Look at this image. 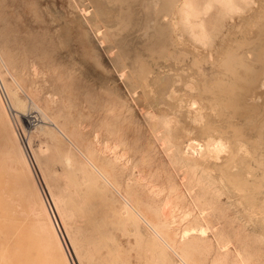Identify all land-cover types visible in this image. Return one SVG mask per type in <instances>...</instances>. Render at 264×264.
Instances as JSON below:
<instances>
[{"label": "rangeland", "instance_id": "rangeland-1", "mask_svg": "<svg viewBox=\"0 0 264 264\" xmlns=\"http://www.w3.org/2000/svg\"><path fill=\"white\" fill-rule=\"evenodd\" d=\"M242 1L237 2L238 5L242 4L236 9L229 10L228 7L219 5L217 2L192 0L195 6H199L198 9L204 10L203 20L206 21L209 37V46L207 44V47L200 48L202 65L199 63L192 67L201 70L205 78L202 81L208 82L209 88L212 89H208L205 94L212 95V98L217 96L219 87L223 83L225 89L236 86L237 91L236 88L233 90L239 94L244 90L248 91L246 88L249 89L248 83L243 82L247 76L245 68L246 73L237 66L238 69L234 70L236 73L232 74L237 76L234 78L227 74L224 68L213 64L219 58V54L223 55L221 49L240 46L241 50H239L242 51V54L245 52L244 55L246 58L248 57L247 61L250 60V63L254 58L251 51L257 50L258 57H260L264 50V43H262L264 26L256 25L254 17L258 8L262 6L263 0L262 2L261 0L259 2L258 0ZM247 6L249 7L247 8ZM261 9L263 11V7L259 9L258 18L264 17ZM82 10L83 12H81ZM93 10V4L89 0H0V80L4 88L8 86L7 88L12 89L11 91L15 90L19 99L25 103L26 107L22 112H11V114H14L13 118L17 121L24 147L30 144V149L35 151L40 166L36 165L32 156V161H29L31 167L28 161L27 163L25 161V164L29 167L28 170L35 183L36 180L38 181L39 186L36 183V190L40 201H44V207L48 204L46 209L48 213H51L49 214L50 218L54 220L58 231L60 230L61 240L62 238L65 240V242L62 240V243L67 255L69 254L70 263L264 264V227H260V221L264 226L262 216L264 205L259 203L264 199L261 197L264 195V169L256 166L260 163L264 168V140L258 139L260 142L257 141L253 131L247 128L255 125L260 120V116L256 122L253 120L251 122L247 114L240 120L232 119L230 124L236 127L231 132L235 133L236 131L237 133L238 130L240 133H237L238 137H241L242 140L233 139L234 143L231 141L230 145V140H224L227 148L231 150L230 153L234 152L232 155L235 154L237 160L244 158L239 160V163L248 164L246 165L248 167L245 166L241 170V173L244 172L242 173L244 180H247L244 175H248L247 182L252 180L256 184L259 182L260 185L262 184L260 189L251 190L252 188H249L248 192L245 190L242 192L236 191L235 188H227L226 183L224 181L222 183L220 181L222 179L216 177L215 169L206 166V161L219 165L221 158L227 156L226 152L219 155L221 156L220 160L212 159L210 161L211 159H208L199 162L198 165L190 160L187 163L183 162L180 157L181 150L187 151L195 158L193 149L189 147L190 142L187 141L189 138H194L200 144L206 143L208 139H216L217 134L212 133L210 136L201 134L198 128H202L208 122L224 121L218 117L220 108L206 103L208 101L205 99L207 105L204 104V101L202 103L195 100L191 111L189 108H187L188 112L184 109L179 110L180 112L176 111L174 115L169 116V123L163 127L155 126L149 122L145 115L147 111L153 112V110L142 109L145 98L141 90H132L129 88V84L118 76L120 72L116 61H114L115 58H113L115 54L112 53L113 51H108L109 45L106 42H102L104 41L102 36L104 28L99 24L96 27L97 30L95 26L98 24L89 21ZM85 11L88 12V16ZM240 43L242 46L239 45ZM104 44H107V47ZM258 45H263V48L258 50ZM205 49L213 50V52L210 51L209 55V50ZM215 55L214 58L218 56L217 59L213 58ZM154 56L153 58H157ZM252 67L257 69L256 65H252ZM239 69H242V72ZM6 72L9 74L7 75ZM241 84L243 85L241 86ZM192 87L191 85L190 89ZM245 93H242L241 96L243 94L247 96V92ZM250 93L252 92L250 91ZM31 98L38 100L43 114L31 105ZM44 100L48 101V107L45 106ZM263 102L264 98H262L260 107L263 106ZM204 105L205 107H202ZM207 106L210 109L206 108ZM39 112L42 117L46 116L48 120L44 117V122ZM181 112L182 114L186 113V116L180 114ZM236 120L238 121L236 122ZM48 121L65 129L66 135L61 136L51 128V123ZM178 127L179 131L183 130L181 134L177 130L176 136L174 133L170 134L173 132V128L178 129ZM240 127L241 129H239ZM13 129L15 128L13 127ZM190 131L191 133H189ZM51 133L54 136H51ZM95 135H97L100 145L101 142H106L109 146L116 144L117 151L123 153L126 168L123 169L119 164L117 168H114V174L116 182L120 186L121 195H124L125 190L129 196L135 198L131 192L137 191L139 197L137 195L138 199H135L141 204H134V208L139 211L141 209L150 218L146 209L154 210V207L167 201L170 202L168 210H171L173 218H169L168 221L170 230L173 231L172 237L160 234L161 239H158L150 229L151 227L158 233V229L166 226L165 222L152 219L142 221L129 217L125 209L122 208L124 206L122 197L111 190L90 167L91 164L96 166L95 163H98L99 155L92 152L94 146L101 149V146L95 145ZM155 136L160 139V142L155 141ZM161 143L162 145H160ZM179 143L182 147L179 146ZM256 146L260 150H255ZM0 147L6 150L5 140L1 133ZM21 153L24 160H27L24 153L22 151ZM110 156L108 154L107 158L111 159ZM249 161L252 170L249 169ZM18 167L16 166V168ZM256 168L257 170H254ZM233 170L235 171V169ZM249 171L252 174L255 173L253 179L252 174L248 173ZM15 172L18 171L15 170ZM41 173L44 174L42 177ZM43 177L47 178L45 180L56 198L60 213H62L61 216L63 215L61 219L56 213L49 193H47ZM168 179H170L169 182ZM260 180H263V183ZM126 185H129L131 190H127ZM10 186L12 188L11 196L3 189L0 190V199L9 208L8 214L0 211V222L9 221L10 224L15 222L16 225L26 226L36 221L39 226L44 227L43 216L39 212L28 211V205L31 206V203L27 202L26 204V192L19 193L20 184L12 181ZM172 187H177L178 191L184 195L185 201L182 205L177 203L175 196L177 194L174 195ZM38 189H41L42 192ZM228 190L230 194L236 192L235 195L238 196L229 200L225 194L229 192ZM252 191L254 197L250 195ZM247 193L252 198L248 195L246 197ZM203 218L205 224L202 223ZM200 228L203 234L199 233ZM182 230H188L191 235L189 238H195L185 247L181 245ZM190 231H195L196 235L191 234ZM16 237L17 231L14 228L10 229L6 238L8 246L12 249L16 245ZM68 242L70 243L68 244ZM73 252L77 255L75 254V256ZM50 254L53 261L57 262L58 255L53 245L50 247ZM34 256L36 258V255Z\"/></svg>", "mask_w": 264, "mask_h": 264}, {"label": "bare ground", "instance_id": "bare-ground-1", "mask_svg": "<svg viewBox=\"0 0 264 264\" xmlns=\"http://www.w3.org/2000/svg\"><path fill=\"white\" fill-rule=\"evenodd\" d=\"M89 1H91V3L93 4V9H94L92 11L93 12L92 16L89 18V21L92 23L98 24L95 26V29H97V30H98V28H96V27H98L99 24L101 25L102 28H104L103 29L104 34L102 33L103 30L101 29L102 30L101 33H102L103 40H104L102 42H106L109 45V47L106 46L107 44L106 45L104 44V45L107 47L108 51H113L112 53L115 54V56H113V58H115L114 61H116L117 65H118V69H119L118 71L120 72V74L118 76L120 77L121 80H125L129 84V88H131L132 90H136V89L139 90L140 89L143 97L145 98V101L143 100L144 105H142V107H143L142 109H145V110L151 109L154 112V113L148 112V111L146 112L147 114L145 116H147L146 119L148 118L149 122H152L153 125H155V126L163 127L164 125H167L169 123V121H170L169 116L174 115L176 111L180 112L179 110L184 109L185 111L188 112L187 108H189L191 111V107L195 105V100H199L202 102L205 99L206 101H208V102L204 101L205 105H207L206 103H208L210 105H213V106L215 105V107L217 106L218 108H220V110L218 109L219 114H218V112H216V111L215 112L219 115L218 117L220 119H223L224 121H221V122L219 121L220 124H219V122H217V123L208 122L207 124H205V126H202V128L201 127L198 128V129H200L199 133H201V134L202 133H204L205 135L209 134V136L212 133L217 134L216 139L215 138L210 139V140L208 139V141L206 143L200 144L194 138H192V139L189 138V140H187V141L190 142L189 147L193 149V154H195L194 155L195 158L193 157V155H190L187 151L181 150L180 157H181L182 161L187 163L188 160H190V161H193L196 165H198L199 162H204L205 160H208V159H211L210 161H212V159L220 160L221 156H219V155L223 152H226L227 156L223 159L221 158V163L219 165H216L215 163L211 164L212 162L210 163L209 161L208 162L206 161V163H207L206 166L208 168H212L213 170L215 169V171L217 173L216 177H218V179L219 178L222 179L220 181L221 182L224 181L226 183L227 188L228 187L235 188L236 191L239 190L242 192L244 190H245V192L246 191L248 192L249 188H252L251 190L258 189V188L260 189L262 184L260 185L259 182L256 181L257 184L255 182H253V180L250 181L249 183L247 182V180H248L247 176L248 175H244L247 179V180H244L243 175H242V173H244V172L241 173V170L243 169V167H245L248 164L245 163L246 161L244 162L246 165H242L241 163H239V160H241L242 158L237 160L236 157L234 156L235 154L232 155L234 153L233 150H232L233 153L231 154L230 153L231 150H229L227 148V146L224 143V140H226V141L230 140L229 141V145H230V142L233 139H238V140L241 139V137H238V134H237V133H239L238 130H237V133H236V131H235V133L231 132V130L232 129L234 130L236 126L233 127V125H231L230 123L232 122V119L237 118L238 120H240L241 118H245L246 114L248 115L251 122H252V120L256 122L258 117L260 116V120L258 122H256L255 125H252V127H247V128H250L249 130L253 131V133L255 134V138L257 137V141H259V140L263 141L264 140V102H263V106H262L263 109H262V107L259 106L260 103L262 102V98H264V50L262 49L263 52H262V55L260 57H258L257 50L250 52L254 56L253 60L251 61L252 63L249 62L250 60L247 61L248 57L246 58V56L244 55L245 52L242 54V51H240L241 49L239 48L240 46L239 47L234 46L232 48L231 47L227 48L229 50H227L226 48H223V50L221 49L223 55L220 56V54H219V58L217 56L218 59L214 58V57H216V55L213 56L214 59H217L216 61L213 62V64L218 66V67L224 68L225 72L229 75L234 74V72L236 73V71H234V70L236 68L238 69V67H241L243 69V71H245L244 70V68H245L247 70V76H246V80L244 79L243 82L245 83V81H246V83H248L249 89L246 88V90H248V91L244 90L243 92L240 89V91L244 94H246L245 92H247V96H248V93H250V91L252 93H250V96H248L249 98L247 96H245L244 94L241 96L242 93H240V94L236 93L235 90H233L234 87H232V86L229 87V89H225V87L223 85L224 83L222 84L220 81V84H222V85H221V87H219V92H218L217 96H215V98H212V95L210 96L209 93H208L209 96L206 95L208 92V89H210V88L208 86L209 84H207L208 82L206 83V82L202 81V79L204 77L202 75L201 70H198L197 68L192 67V65H196L199 63L202 65L203 60L201 59L202 57H201V49L200 48H202L204 46L207 47V44L209 42L208 29L206 27V21L203 20V16L205 14L203 12L204 10L202 11V10L198 9L199 6L198 5L195 6L193 3L194 1L193 2H192V0H89ZM209 1H210V3L211 2H217V4H219V5H224L225 7H228L229 10L230 9L231 10L236 9L237 6L242 4V3H240L239 5L237 4V2L240 0H209ZM258 2H259V0H258ZM261 2H262V0H261ZM245 3L246 2H244V4ZM195 4H197V3H195ZM248 7L249 6H247V8ZM261 7H263V11H262V9H261V11L263 12V15H264V0H263ZM245 8H246V6H245ZM260 8H258V12H256L254 10L256 13H255V15L254 14L253 15L256 18L255 19L257 22L256 25L260 24L261 26H264V17L262 15H261L262 16L261 18L257 17V15L259 14ZM251 10H249V11H251ZM254 11H251V12H254ZM81 12H83V10ZM236 12H237V10H236ZM87 13L88 12H86L85 14L88 16L89 14H87ZM241 13H242V11H241ZM86 15L84 17H86ZM90 15H91V13H90ZM250 16H252V15H250ZM243 18H241V19L243 20ZM245 19L247 20V17ZM248 21L249 20H247V22ZM245 24H246V22H245ZM263 35H264V33H263ZM97 37H98V35H97ZM229 38H230V36H229ZM212 42H213V40H212ZM262 43H264V40L262 41ZM99 44L102 45L101 43H99ZM222 44H223V41H222ZM241 44L242 43H240L239 45H241ZM208 46H209V44H208ZM262 46L263 45H261V46L258 45L257 49L259 50ZM208 48H211V47H208ZM203 49H202V51H203ZM213 49H215V48H213ZM205 50H209V49H205ZM210 51L211 50L208 51L209 55H210ZM211 52H213V50ZM246 54H248V53H246ZM259 54H260V51H259ZM154 55L157 56V58H153ZM209 57H212V56H209ZM214 59H212V60H214ZM190 60H191V62H189ZM252 65H256L257 69H254L255 67H252ZM212 67H215V66H212ZM3 68H5V66ZM242 69L241 70L239 69V70L242 72ZM6 71H7V69H6ZM220 72H222V71H220ZM6 73H7V75L9 74L8 72H6ZM244 73H246V71ZM222 75H224V74H222ZM232 76H234V75H232ZM236 77L237 76H234V78H236ZM240 81H241V79H240ZM0 82H1V80H0ZM191 85L193 86L192 89H190ZM242 85L243 84H241V86ZM7 87L4 88V86L2 85V82L0 83V133L4 137L5 149H6V150H4L3 147H0V158H1V160H0V190L3 189L9 196H11L12 195V190H11L12 188H10L11 187L10 182H12V181L18 182L20 184V188H19L20 192L19 193L23 194L24 192H26L27 193V196L25 199L26 204H27V202L31 203V206L28 205V211L32 212V213L39 212L44 218L45 225H44V227L39 226L38 222H36V221L31 222L30 224H28L26 226L16 225L15 222L10 224L9 221L0 222V264H56V263L57 264H71L70 260L68 258L69 254L67 255V253L64 249L63 243H62L63 238L61 240V237L59 234L60 230L58 231V228L56 227L54 220L52 218H50L49 214H51V213H48V211L46 209L48 204L46 203L47 205H46V207H44L45 206V204L43 203L44 201L43 202L40 201V199H39L40 197H38L39 195L37 194L38 192L36 190V183L38 184V181L36 180V183H35L34 179H32V176L28 170L29 167L25 164V161H26V163L28 161L29 166H30L29 161H32L31 160V156H32L33 159L35 160L34 162L36 163V165L40 166L39 160L34 153L35 151L30 149V147H31V146H29L30 144L28 145L29 147L26 145L24 147V145H23L24 143L22 142V139L20 136L21 134L19 132L17 121L15 118H13L14 114L13 115L11 114V112H17V113L19 111L22 112L24 107H26L25 103H23V101H21V99H19V96L16 95L17 92L16 93L14 92L15 90L11 91L12 89L9 88L10 89L9 90ZM226 88H227V86H226ZM235 88H236V86H235ZM131 89H130V91H131ZM251 89H254V90H251ZM255 89H257V90L255 91ZM210 90H212V89H210ZM213 90H215V89H213ZM236 91H237V88H236ZM188 93H191V94H188ZM47 97H49V96H47ZM47 97H46V99H47ZM184 97H185V100H184ZM30 102H31V105H33L36 109H38L39 111L42 112V110L40 109V104H39L37 99L31 98ZM44 103H45V106H47V107L49 106V103L47 100H44ZM205 105L202 107H205ZM210 105H209V107H210ZM200 107H201V105H200ZM206 108H208V106ZM208 109H210V108H208ZM142 111H144V110H142ZM199 111H201V110L199 109ZM41 112H39L41 115L40 117L44 121V117L46 118V116L43 115L44 117H42L43 112H42V114H41ZM144 113H145V111H144ZM180 114H182V112ZM185 114L183 113L182 115H185ZM194 114H195V112H194ZM205 115H207V114H205ZM46 119L48 120V118H46ZM42 120H41V122H42ZM238 120H236V122ZM192 121H194V120H192ZM208 121H209V119H208ZM198 122H200V121H198ZM49 123H51V122H49ZM182 124H185V123H182ZM50 126H52L51 128L56 130V132H58L61 136L66 135L65 129H63L62 127H60V126L57 127V125L54 123H51ZM190 126H192V125H190ZM13 127L15 129H13ZM150 127L152 128L154 126H150ZM196 127H198V126H196ZM237 127H239V126H237ZM181 128H182V126H181ZM239 129H241V127ZM14 130H16V131H14ZM172 130H173V132L170 134H173V133L177 134L178 133L177 131H179V127H178V129L173 128ZM192 130H195V129H192ZM41 131H42V129H41ZM14 132H15L16 136H15ZM40 132H38V133H40ZM182 132H183V130L181 129V131H179V133L181 134ZM189 133H191V131ZM47 134H49V133L47 132ZM176 134H175V136H176ZM52 135L53 134L51 133V136ZM191 135H189V136H191ZM194 135H195V133H194ZM241 136H242V133H241ZM245 136H246V134H245ZM16 137H17L18 141H17ZM243 137H244V135H243ZM154 139H155V141L158 140L160 142V139L157 136H155ZM24 140H25V138H24ZM66 140H68V139H66ZM94 141H95L96 146L97 145L101 146V149L94 146V150L92 152L99 155V157L97 158L98 163H95L96 166L91 164L90 167H92L94 169L96 174H98L101 177V179L105 182L106 185H108V187L111 190H113L114 192H116L117 194H119L122 197V199L124 201V206L122 208L125 209L127 215H129V217H131V218L133 217V219L138 218L139 220L141 219L142 221L144 219H152V220H159V221L165 222L166 226L164 228L158 229V233L153 228L150 227V229H151V231H153L155 233V235L158 239H161L160 234H163L164 236H167L169 238L172 237L173 231L170 230V225H169L170 222L168 221L169 218H171V219L173 218L171 210L170 211L168 210L170 202L169 201L164 202L163 204L159 205L158 207L153 206L154 208L151 207L152 205L149 206V207L154 209V210L146 209L148 211V212L146 211V213H148L150 218H148L147 215H145L141 209L139 211L136 208H134V206H133L134 204H136V203L141 204L137 200L138 199L137 198V195H138L137 191L134 190L131 192V195L137 199L129 196L125 190H124V195H121L119 192L120 186L117 184L115 174H114V168L115 167L117 168L118 167L117 165L121 164L123 169L126 168V163L124 164V161H123L124 160L123 153H120L119 151H117L118 146L116 144L113 146H109V145H107L106 142H104V143L101 142V145H100V141L98 140L97 135L94 136ZM28 142L30 143L31 141H28ZM232 142L234 143V141H232ZM243 142H244V140H243ZM180 143H179V146H180ZM176 144H178V143H176ZM235 144H237V143H235ZM160 145H162V143ZM72 146H73V144H72ZM234 146H231V147H234ZM180 147H182V146H180ZM240 147H238V148H240ZM241 148H243V146ZM241 148L239 149L240 151H242ZM263 148H264V146H263ZM227 149L229 150V152L227 151ZM256 149H258L257 146L255 147V150ZM20 150L24 153L25 159L27 158V160H24ZM224 150H226V151H224ZM239 150H237V151H239ZM258 150H260V149H258ZM76 151H78V150H76ZM108 154L111 155L110 156V158L112 157L111 159L107 158ZM239 156H241V155L239 154ZM222 157H223V155H222ZM254 159H256V158H254ZM259 159H261V158H259ZM261 161L263 163V158ZM261 161H259V162H261ZM31 164H32V162H31ZM89 164H90V162H89ZM16 166H19V167L16 168ZM203 166H204V163H203ZM251 166L252 165L250 162L249 163V169H251ZM256 166L260 167V169H264L263 165L260 163L256 164ZM246 167H248V166H246ZM253 168H255V167H253ZM233 169H235V171ZM15 170L18 172H15ZM254 170H257V168ZM41 172H42V170H41ZM42 173H44V172H42ZM42 173H41V177L44 175ZM246 173H247V170H246ZM248 173L252 174L250 171ZM254 174L255 173L252 174V179L254 178L253 177ZM183 176H184V174H183ZM34 178L36 179V177H34ZM45 179H47V178H45ZM45 179H44V177L42 178L43 183H45V186H46L45 188H47V193H49V197H51V200L53 202V206L55 207V210L57 211L56 213L59 215L58 217H60V219H61V217L63 215L61 216L62 213H60L61 211L57 205L56 198H55L53 192L51 191V189L49 188L50 186H48L47 180H45ZM169 180L170 179H168V182H169ZM180 180L182 181V179H180ZM132 181H136V180H132ZM254 181H255V179H254ZM260 181L262 182L263 180H260ZM250 183L253 185H251ZM38 186H39V184H38ZM135 186H137V185H135ZM126 188L128 190L131 187L129 185H126ZM19 189L17 190V192L19 191ZM172 189L174 190V195H175V193L177 194V195H175L176 199H177L176 200L177 203L182 205L185 201L184 195H182L178 191L177 187H172ZM235 189H233V190H235ZM246 189H248V190H246ZM38 190L41 191V189H38ZM41 192H40V194H41ZM43 193H44V191H43ZM235 193L236 192H234V193L232 192L230 194V191H229V192H226L225 194L227 195L228 199L230 200L234 196H236V197L238 196L237 194L235 195ZM248 194L249 193L246 194V197L249 196ZM17 195H19V194H17ZM250 195L253 196L254 192L252 191V194L250 193ZM41 196H42V194H41ZM154 196H155V194H154ZM138 197H139V195H138ZM243 197H245V196H243ZM261 197L264 198V195ZM43 198H44V196H43ZM112 198H114V197H112ZM250 198H252V197H250ZM44 199H46V198H44ZM239 200H240V198H239ZM259 203H260V205L263 206L264 205V199H263V201H261ZM0 211H3L6 214H8V212H9V208H8L7 204L2 203L1 199H0ZM262 213H263L262 216L264 218V212L262 211ZM249 215H250V213H249ZM135 220H137V219H135ZM60 223H62V222H60ZM202 223L205 224L204 218H203ZM258 224H259V222H258ZM260 225H261L260 227H264L263 223L261 221H260ZM203 227H205V226H203ZM13 228L17 231V237L15 240L16 245H15L14 249H12L8 246L7 238H6L9 230L13 229ZM59 229H60V227H59ZM200 230L201 231L200 232L198 231V232L203 234V231L201 228H200ZM190 233L195 234L196 232L190 231ZM189 236H191V235L189 234L188 230L187 231L182 230L180 237H181V241H182L181 245L183 247H185L186 245L193 242L192 240H195V238H191V237L189 238ZM197 236H199V235H197ZM199 238H201V237H199ZM63 241L65 242V240H63ZM198 242L200 243L199 240H198ZM69 243L70 242H68V244ZM163 243H165V242H163ZM51 245H53L54 248L56 249V252L58 255V261L57 262L53 261V258L51 257V254H50ZM71 246H72V244H71ZM166 246H168V244ZM74 252H77V251H74ZM75 254L77 255V253H74V255ZM34 255H36V258H34L35 257ZM37 256H39V257H37ZM76 260L78 261V259H76ZM72 264H73V262H72Z\"/></svg>", "mask_w": 264, "mask_h": 264}]
</instances>
